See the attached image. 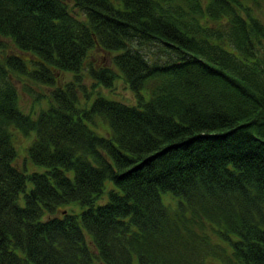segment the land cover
<instances>
[{"label": "trees", "instance_id": "obj_1", "mask_svg": "<svg viewBox=\"0 0 264 264\" xmlns=\"http://www.w3.org/2000/svg\"><path fill=\"white\" fill-rule=\"evenodd\" d=\"M262 7L0 0V264H264ZM86 73L136 103L91 101Z\"/></svg>", "mask_w": 264, "mask_h": 264}, {"label": "rangeland", "instance_id": "obj_2", "mask_svg": "<svg viewBox=\"0 0 264 264\" xmlns=\"http://www.w3.org/2000/svg\"><path fill=\"white\" fill-rule=\"evenodd\" d=\"M259 17L264 21V8H261V13ZM94 56L97 57L96 54ZM98 59L102 60V62H106L104 58L97 57ZM95 58L94 62H96L98 59ZM101 62V63H102ZM99 63V62H98ZM112 64V62L107 61L106 64ZM115 69V67H113ZM54 79L57 83L65 84L70 83L74 81L72 74H62L59 71L54 72ZM14 83L17 86L18 89V95H19V103L20 107L24 110L26 113H31L35 116L36 113L40 112L42 108H46L48 106V103H46V100L38 99V96H41L40 94H46L49 95L51 89L53 88L50 85H43L36 83V81L26 78V77H14L13 79ZM82 85H84L87 89V92L91 93V101L94 99V96L97 95V93H102L105 97L110 99H115L118 101L126 102V103H136V99L134 96V92L130 89L129 85L124 81V79L117 77L114 80V83L111 87H106L103 84H101L99 81L94 79L93 77L89 76L87 73L84 75V79L82 81ZM77 87V85H76ZM85 92H80L82 100H84V94ZM45 96V95H44ZM101 128H99V131L101 133H105V128L102 123ZM95 129V128H94ZM32 135L27 137L24 136L22 132L16 133V139L15 144L19 151V159L18 164L21 166H24L25 158L27 156V146L31 142ZM28 167H33L30 160L27 162ZM162 199L164 203L168 204L172 202L173 195L169 192L162 194Z\"/></svg>", "mask_w": 264, "mask_h": 264}]
</instances>
